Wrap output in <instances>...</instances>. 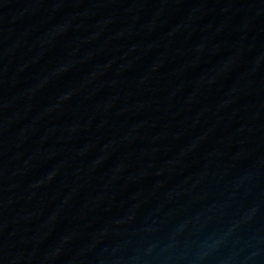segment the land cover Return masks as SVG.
<instances>
[{
    "label": "water",
    "instance_id": "obj_1",
    "mask_svg": "<svg viewBox=\"0 0 264 264\" xmlns=\"http://www.w3.org/2000/svg\"><path fill=\"white\" fill-rule=\"evenodd\" d=\"M0 264H264V0H0Z\"/></svg>",
    "mask_w": 264,
    "mask_h": 264
}]
</instances>
